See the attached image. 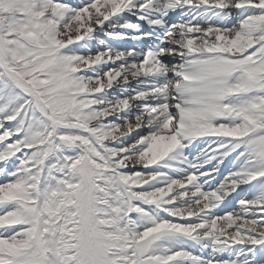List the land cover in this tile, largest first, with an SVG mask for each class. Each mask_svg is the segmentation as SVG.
I'll use <instances>...</instances> for the list:
<instances>
[{
    "label": "snow or ice",
    "instance_id": "1",
    "mask_svg": "<svg viewBox=\"0 0 264 264\" xmlns=\"http://www.w3.org/2000/svg\"><path fill=\"white\" fill-rule=\"evenodd\" d=\"M0 264H264V0H0Z\"/></svg>",
    "mask_w": 264,
    "mask_h": 264
}]
</instances>
